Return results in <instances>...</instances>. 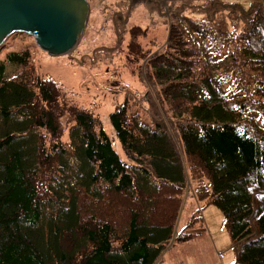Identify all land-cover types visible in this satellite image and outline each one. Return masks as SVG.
<instances>
[{
    "label": "trees",
    "instance_id": "trees-1",
    "mask_svg": "<svg viewBox=\"0 0 264 264\" xmlns=\"http://www.w3.org/2000/svg\"><path fill=\"white\" fill-rule=\"evenodd\" d=\"M116 5L113 46L85 57L123 54L144 86L108 117L124 157L28 47L0 60V264H159L202 225L180 223L188 196L221 211L232 264H264V0Z\"/></svg>",
    "mask_w": 264,
    "mask_h": 264
},
{
    "label": "rangeland",
    "instance_id": "rangeland-1",
    "mask_svg": "<svg viewBox=\"0 0 264 264\" xmlns=\"http://www.w3.org/2000/svg\"><path fill=\"white\" fill-rule=\"evenodd\" d=\"M120 1H88L90 12L85 31L77 48L70 54L49 56L36 46L33 38L16 34L11 36L0 50V60L9 51L28 47L34 54L35 65L40 75L50 76L60 83L67 91L70 101L81 107L94 108L104 130L112 138L114 149L124 157L119 141L113 135L108 117L124 98L120 87L125 86L142 92L144 86L136 71L126 65L123 54L115 55L109 63L102 61L92 65L88 59L93 50L113 46L115 36L111 28V16L118 9L116 4ZM156 21L159 28L149 32L147 39L142 40V44L150 47L152 39L164 43L166 27L158 18ZM150 23L151 19L144 7H138L129 21V25L144 26ZM86 55L88 57H85ZM193 210H197L202 218V225L197 224L193 230L188 231L196 235L187 242H179L168 248L159 264H232L234 253L230 235L223 225L221 211L212 204L195 203L193 198L188 196L180 223H185Z\"/></svg>",
    "mask_w": 264,
    "mask_h": 264
},
{
    "label": "water",
    "instance_id": "water-1",
    "mask_svg": "<svg viewBox=\"0 0 264 264\" xmlns=\"http://www.w3.org/2000/svg\"><path fill=\"white\" fill-rule=\"evenodd\" d=\"M88 0H0V50L16 34L33 38L49 56L75 50L83 36Z\"/></svg>",
    "mask_w": 264,
    "mask_h": 264
}]
</instances>
